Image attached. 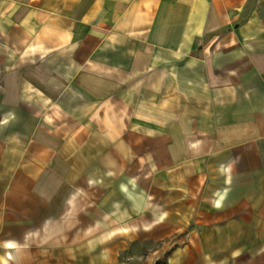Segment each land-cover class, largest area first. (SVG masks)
Wrapping results in <instances>:
<instances>
[{"label": "crops", "instance_id": "crops-1", "mask_svg": "<svg viewBox=\"0 0 264 264\" xmlns=\"http://www.w3.org/2000/svg\"><path fill=\"white\" fill-rule=\"evenodd\" d=\"M0 264H264V0H0Z\"/></svg>", "mask_w": 264, "mask_h": 264}]
</instances>
